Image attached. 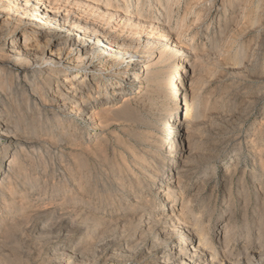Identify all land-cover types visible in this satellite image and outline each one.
I'll list each match as a JSON object with an SVG mask.
<instances>
[{
    "label": "rangeland",
    "instance_id": "rangeland-1",
    "mask_svg": "<svg viewBox=\"0 0 264 264\" xmlns=\"http://www.w3.org/2000/svg\"><path fill=\"white\" fill-rule=\"evenodd\" d=\"M206 1L176 0L178 16L185 17L187 8L193 10L184 26L189 31L177 41L183 51L164 65L170 73L166 76L170 82L166 97L151 84L145 99L131 103L129 121L111 116L93 131L79 119L72 124L76 128L65 129L69 134L75 129L86 135L97 134L90 138L93 143L101 141L102 147L95 154L80 152L79 157H72L71 141L75 140L59 134L52 141L60 142L57 148L52 142L37 140L35 145H27L28 150L19 152L23 158L15 171L18 176L10 173L21 180L22 196L28 204L23 213L27 220L0 228V264H166L162 252L167 248L171 254L172 239L182 242L184 232L193 233L197 226L204 229L209 243L219 252L224 232L218 234L217 230L222 225L233 228H228L233 252L248 240L254 244L259 230L264 233V42L258 36L259 28L264 29V2L252 0L243 18L244 2L235 7L223 4L216 14L222 30L215 27L196 36L200 29L194 23L204 13L200 5ZM149 4L152 8L157 5L154 0ZM148 7L142 11L144 16H159ZM115 25L111 28L116 29ZM129 28L117 30L128 37L140 36L139 49L145 48L147 35L158 37ZM162 49V45L156 46L155 57L145 60L143 66H154ZM175 60L176 70L170 67ZM183 65L190 66L183 69ZM138 72L141 77L136 88L145 89L143 69ZM181 72H185L182 77ZM191 77L192 84H199L203 101L200 108L192 110L200 117L187 131L173 124L174 120L182 123L180 78L187 89ZM189 94L188 90V101ZM18 100L23 111L20 114L24 115L25 102L21 97ZM177 106L180 109L176 112ZM185 131L191 139L186 172L180 186L175 179L170 181L175 188L171 199L166 200V196L157 194L150 175L155 173L154 168L158 173L166 172L163 189L168 190V180L176 171L170 176L167 169L174 162L179 165L182 159L176 148ZM170 147L175 151L169 154ZM143 162L145 169L141 168ZM5 168L0 157V175ZM183 197L191 201L190 205L182 206ZM1 214L8 215L4 211ZM178 214L181 222L176 219ZM166 221L176 229L167 228L159 234ZM248 264H264V257Z\"/></svg>",
    "mask_w": 264,
    "mask_h": 264
},
{
    "label": "bare ground",
    "instance_id": "bare-ground-1",
    "mask_svg": "<svg viewBox=\"0 0 264 264\" xmlns=\"http://www.w3.org/2000/svg\"><path fill=\"white\" fill-rule=\"evenodd\" d=\"M149 1L0 0V157L6 167L4 174L0 175V212L4 211L8 214L0 215V228L27 220L25 217L27 214H23L27 207L25 206L27 200L23 199L19 184L21 180L16 178L18 174L16 175L15 172L18 162L23 158L19 152L21 154V151L28 150L27 145H35L37 140H42L43 143L52 142L53 138L59 134L61 138L75 140L74 143L71 141V146H74L71 150L72 157H79L80 152L95 154L98 148L102 147L101 141L93 143L90 139L91 135L96 137L97 134L86 135L74 130L76 124L74 126L72 124L76 120L82 119L93 128V131H96L111 116H122L117 118L119 121L123 120V117L128 120L127 116L132 110L131 103L145 99L151 84L156 85L161 96H167L170 82L166 76L170 73L167 72L168 67L165 68L164 65L171 62L169 58L183 51L184 48L177 41L189 31L184 26L193 9L187 8L186 16L182 18L176 13V10L180 8L176 0H154L157 4L154 8ZM251 1L207 0L205 4L202 3L200 6L204 9V13L199 15L194 23V27L200 29L196 36L205 31L209 32L215 27L219 32L222 30L221 19L217 22L216 18L219 6L225 4L226 7H235L236 3L244 2L241 14L243 18L246 7L251 4ZM147 5L149 6L147 10L156 12L159 16L163 15L162 18L157 14L144 16L142 11L146 10ZM261 14L264 16V12ZM173 22L176 23L175 27L172 26ZM113 23H116V29L111 28ZM227 23L224 24L228 25ZM121 27L132 29L134 27L139 32L142 29L155 33L158 37L156 39L147 35L144 39L145 48L139 49L140 36L138 38L125 36L121 33L122 30H117ZM262 27L259 28L258 36L264 42ZM174 36L176 37L172 39ZM158 45H162L163 49L157 56L156 64L143 66L145 60L155 57ZM158 66L159 69H156ZM176 66L175 60L170 67L176 70ZM188 66L190 65H183L181 68ZM141 68L147 86L145 89L136 88L141 77L138 72ZM184 74L185 72H181L179 76L182 77ZM191 76H194V71L191 72ZM192 77L188 81L187 89L183 79L180 78L178 87L180 86L183 93L182 102L184 103L179 116L180 120L182 118V123L174 120L173 124L176 127L184 126L187 131L191 129L195 119L200 117V114L193 115L192 110L202 105L203 101L198 92L199 84H192ZM192 87H195L194 90ZM135 88L136 91H134ZM188 90L190 91L189 101L187 100ZM19 97L26 105L25 117L20 114L23 111L21 112ZM116 102L120 104L119 107H114ZM179 109L180 107L177 106L174 110L177 112ZM154 110L157 112L160 109ZM71 126L74 127V131L69 134L65 129ZM22 127H24L23 131L20 130ZM27 128L33 129V132H29ZM184 134L180 135L184 138L179 141L176 148L177 152L180 151L177 153L178 157L183 160L180 159L179 165L174 162L167 169L170 176L173 175V171H176L175 176L168 180V190L163 189L167 181L166 172L158 173L153 166L152 170L155 173L150 175L151 184L157 186V194L166 196V200L171 199V190L175 188L170 181L175 179L176 186H180L184 178L183 174L186 172V161L191 153V139L186 131ZM69 142L66 141V143ZM54 144L53 148H57L60 142L56 141ZM174 151L173 147H170L168 153ZM141 168H146L145 162ZM11 171L16 176H13ZM263 176L264 174L261 175ZM184 198L181 200L182 206L190 205L191 201ZM176 217L179 222L183 219L179 214ZM174 225L167 226L166 221L159 229V234H164L167 228L174 231L176 229ZM226 226L222 225L217 230L218 234L224 232L223 243L219 244L221 252L212 247V243H209L204 234V229L197 226L193 228V233L184 232L182 242L178 243V239H172L174 247L170 250L171 254L166 248L162 252L161 259L166 264H248L255 261L257 257L259 259L264 257V233L259 230L254 244L251 245L248 240L249 242L245 243L240 250L236 249V252H233L232 240L228 239L229 230L233 228L228 227L230 228L228 229ZM262 227L259 228L263 229Z\"/></svg>",
    "mask_w": 264,
    "mask_h": 264
}]
</instances>
